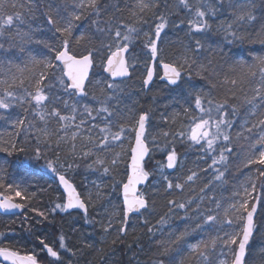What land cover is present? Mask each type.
<instances>
[{
	"label": "snow or ice",
	"instance_id": "1",
	"mask_svg": "<svg viewBox=\"0 0 264 264\" xmlns=\"http://www.w3.org/2000/svg\"><path fill=\"white\" fill-rule=\"evenodd\" d=\"M228 2L231 3L232 0H228ZM30 3L31 0L28 4L20 3L19 0H0V37H4L6 32L10 33L14 29L15 35L21 37L26 43L40 44L47 49V53L41 54L39 58L31 55L29 51V59L23 65H14L12 60H0V110H3L0 111V120L16 130L9 133L10 137H19L23 132L36 140L31 158L37 161L45 160V167L58 176L59 185L63 188L59 198L60 202L55 203L47 214L45 211L34 210L36 217H39V219L34 220L35 225H42L45 221L52 224L57 209L60 212H68L69 209L83 210L85 222L91 223V220L87 217L88 202L82 199L83 193L78 192L73 183H70L69 179L66 178V173L59 172L60 168L71 170L74 166L76 168L80 167L75 162V143L72 144L71 148L73 161H60L59 141L68 137L69 128L73 130L70 137L73 142L81 135H87L89 140L92 141L93 137L89 130L98 128L100 139L95 140L93 148L98 149L100 152L107 153L115 147L123 149L124 141H127L126 158L122 157L121 153H114L111 157L101 158L92 148H89L87 151L82 152L80 159L88 161L95 156L96 158L87 163L86 167L91 171H99L105 176L112 175L114 180L115 175L120 174V164H125L123 175L126 182L124 180L116 181L113 186V190L116 191V184L122 185L123 200L120 211L123 213V219L120 223L123 226L117 229L121 236L127 231L131 214L144 215L141 210H147L148 201L143 193L137 191V186L145 183L149 178V172L145 170V157L149 155L150 147L145 133L151 123V115L149 111L132 115L131 109H128L125 113L117 107L119 101L117 93L120 91V84L124 83V78L131 76L132 71L140 70L137 67V62L141 58V53L147 58L145 60L146 67L142 73L143 88L148 89L155 76L164 81L165 86L169 87L171 91H175L177 88L182 89L180 99L187 101L188 97H192L191 103L194 104V110L199 113L198 116L191 117L186 127L182 126L180 130L173 131L163 130L161 133L166 145H172L170 148L160 149L164 152L166 162H158L156 165V168L162 174V178L167 181V188L171 190L174 187L176 189H182L183 187L181 183H175L167 175H163L165 168L175 169L177 167L178 154L175 149L177 141L188 143L189 146H199L198 150L203 151L205 155L211 158L209 167L213 168L216 173L215 179L222 180L224 170L215 166L222 165L226 169L229 156L233 151L230 146L232 141L231 129L235 124L233 117L237 114V108L235 105L230 104L229 100L235 98V92L230 90L228 98L224 99L223 102H217L210 94L197 93V86L188 83L192 79L193 66L197 64L195 56H183L182 63H168L160 59L162 33H165V29L168 27V17L157 12L155 13L157 22H153L150 28H145L143 26L148 25L149 20L143 16H138V13L133 9L132 15L138 17L137 23L141 25L140 28H137L124 23L115 16L112 20L102 21L101 12L107 6L101 5L100 0H72L71 12H69V5L66 4L63 8L65 14H62L60 8L55 9L54 15L51 14L53 9L51 5L49 6V12L45 13L46 24L50 26L48 31L53 34L50 43L46 39L34 38L33 33L43 31V29L39 26L33 27ZM224 3L225 0H195V4L192 3V0H178V5L191 17L186 21L187 31L195 40L194 47H186V52L199 53L204 48L201 39L195 38V36L196 34L207 35L212 31V20L217 12L223 8ZM165 6H167L166 0ZM134 7L138 8L140 13H144L159 8L160 0H136ZM6 8H11L12 11L6 12ZM77 9H80V11H77ZM87 9H91V11L85 16L84 12ZM116 11H119L118 7ZM89 16L93 17L91 23L95 25L96 32L103 37L100 40L99 47H88L87 45L92 44V40L87 38L85 33L73 34L74 28L79 27L74 22L81 21L82 18L87 19ZM238 19L249 22L255 21L257 17L254 12L249 11L246 14H240ZM173 24L181 31L184 30L182 25L185 24V21L181 20L173 22ZM219 30L227 32L226 39L229 44L243 39L233 29L232 24H228L226 28L222 25ZM142 36L146 38L143 40L142 45L136 44L135 42ZM249 38L251 39V37ZM255 39L264 44V32H257ZM73 41L77 45L84 42V51L77 54L71 47ZM9 47H12V45H9ZM0 49L7 50L3 41H0ZM19 50L24 52L25 48L20 46ZM48 53L51 55H48ZM97 58L102 65L103 72L108 74L104 80L107 81L106 89L111 90V92L105 93L104 98L98 101L99 107H90L85 104L81 110L73 105L70 115L62 114L53 104V98L59 99V96H56L52 90L59 87L69 96H88L86 85L91 86L93 84L90 79V71L94 68ZM198 67L200 70L196 72V75L204 79L202 72H207L208 68L204 65ZM35 68H39V71L35 72ZM159 68L163 69L162 75L159 73ZM182 70L188 77V80L184 81L183 84L181 83L184 79ZM237 71L240 73L239 80L225 77V82L235 87L238 83H243L244 79L248 77L258 78L260 81L259 87L255 89L256 95L254 97L258 104L249 102L251 105L249 114L254 116L259 104H264V57H255L252 63L237 60L233 66V72ZM26 72L29 75L26 76ZM26 81L34 91H30L28 87L24 86ZM101 83L99 80L96 81L98 86ZM185 84H187V89L184 88ZM93 98L95 99V97ZM76 103L79 104L80 101L77 100ZM177 103H179V99ZM50 105L51 109L49 110ZM17 108L22 109L24 112L23 118H20L15 111ZM184 111L187 114L189 109L185 108ZM126 114L132 117L127 126L117 120L118 115L124 116ZM37 117L42 122V126H37L35 122ZM48 117L56 120L59 124L54 132L48 129L50 122ZM169 119L167 114H161L163 123H168ZM172 122L175 123V120L173 119ZM247 124L248 121L246 120L244 126L248 133H253L256 128H259L260 131L255 136L244 137L254 141V143H250L252 152L245 161V167L259 165L260 167L255 169L258 173L256 178H264V118L259 119L258 123H253L250 127ZM117 125H119L118 130L113 131V128H116ZM81 129H84L83 133H81ZM37 133L41 135L38 136ZM53 135L57 136L55 148L49 142L50 137ZM41 144L43 147H41ZM152 144L159 148L156 137H152ZM218 144L219 147H217ZM49 150L53 152L52 157L48 156ZM24 151H26L24 147H17L15 138L4 140L3 135L0 134V152H5L11 156L16 152ZM3 167L4 162H0V189H4L6 193L0 199V209L5 211L22 209L24 205L13 202L14 197H19L20 200H27L30 197L19 189V185L2 182ZM195 175V172L188 175L187 180L192 181ZM249 180L251 183L250 186H244L245 195L243 198L232 202L230 208L226 210V215L229 213L234 215V219L227 220L229 225H235L232 231L225 232L224 236L217 233L208 240L189 245L191 253L198 254L202 261L208 260L210 250L215 251L219 248L220 255L225 257L224 260L220 261V264H247L248 246L256 230L258 204L261 205V211H264V181L261 183V195L253 196L252 193L257 190L256 184L251 177H249ZM93 185L97 189L100 188V185L96 184L95 181H93ZM236 195L239 196L240 193ZM90 199L91 195H89ZM169 204L180 209L186 208L185 203L177 204L175 200H170ZM219 208L220 205L217 204V209ZM197 216L198 218L200 216L198 210ZM165 222V219L161 217L158 223L163 224ZM215 223H217V216L208 214L204 216L202 223H197L196 228L201 231L211 230ZM203 225H207L208 229H205ZM32 226L30 225V229ZM111 227L112 222L109 220L108 225L103 226V229L108 232ZM148 232L153 233V227H149ZM31 235V230H29V236L31 237ZM186 235L187 231L176 235L170 241V245L178 244L181 240H184ZM37 239L41 250L45 251L43 260L38 258L35 246L32 252L21 254V251L17 248L4 246V240L0 239V264H78V262L73 261L77 250L69 247L63 234L59 235L54 244L46 243L42 237H37ZM170 251H172L171 246L164 247L161 255H167ZM229 255L233 257L230 262L227 260ZM49 257L51 258L50 261L48 260ZM157 264H165V261L160 260ZM168 264H172V261L169 260Z\"/></svg>",
	"mask_w": 264,
	"mask_h": 264
},
{
	"label": "trees",
	"instance_id": "2",
	"mask_svg": "<svg viewBox=\"0 0 264 264\" xmlns=\"http://www.w3.org/2000/svg\"><path fill=\"white\" fill-rule=\"evenodd\" d=\"M168 1L169 0H166L167 5ZM19 2L28 4L29 0H19ZM135 2L136 0H100L101 5L107 6L106 9L101 12L102 21L112 20L115 16L124 23L138 28L139 25L136 22L138 17L132 15V10L134 9L138 13V16H141V13L138 8L134 7ZM160 2L165 3V0H160ZM66 4L69 5V12H71L72 0H31L29 6L32 9V25L34 28L39 26L43 29V31L34 32V38L46 39L50 43L52 42L53 34L48 31L50 26L46 24L45 13L49 12V6L51 5L53 6L51 14H55L56 8H60L62 14H65L63 13V8ZM117 7L119 8V11H116ZM5 11L11 12L12 9L6 8ZM77 11L80 10L77 9ZM90 11L91 9L85 10L84 15L87 16ZM249 11L254 12L257 19L249 22L238 20L237 23L232 24L233 29H235L238 35L242 36L243 39L229 44L226 39L227 32L219 29L222 25L224 28L227 27L226 18L230 15L236 17L237 14H246ZM162 14L169 19L168 27L165 29L166 35L165 33H162V45L160 46L159 53L162 61L168 63H182L183 56H195L197 64L193 66L192 79L188 81V83L197 86V93L210 94L217 102H223L224 99L228 98L230 90L235 92V98L229 100V103L235 105L237 108V114L233 117L235 124L231 129L232 141L230 146L233 151L229 156L226 169L222 165L215 166L216 168L224 170L225 173L222 183L223 192H221L219 198L224 197L236 181L239 172L238 170L241 168V162L251 150L250 143H254V141L244 138L249 136L243 135L238 137L236 130L246 109V104L254 95L255 85L258 79L248 77L244 79L243 83H238L233 87L231 84L225 82V77H228L229 79L237 78L239 80L240 77H236L239 75L238 71L233 72L235 62L237 60H243L249 63L257 54L264 50V44L259 43L258 40L255 39L256 33L261 31L262 22L264 21V0H232L231 3H229L228 0H225L223 8L217 12V15L212 20V31L207 35L196 34L195 36V38H200L204 44V48L201 49L199 53L185 51L186 47H194L195 45V40L188 33L186 24L182 25L184 29L183 31L176 28L174 25L169 29L173 22L181 21L183 17L182 15H188V13L181 7L180 11L174 18L169 17L165 10H162ZM92 19L93 17L89 16L87 19L82 18L81 21H77L75 24L79 25V27L74 28L73 34L78 35L80 33H85L87 38L92 40V44L87 46L99 47L100 40L103 39V37L100 33L96 32L95 25L91 23ZM21 27L23 28V26ZM249 37H251V39ZM143 40L144 39L139 38L137 44L142 45ZM0 41L4 42L5 49H7H0V60H12L14 65H23L27 62L29 59V51L31 52V55L37 56V58H39L41 54L47 53V49L43 48L42 45L26 43L21 37L16 36L14 29L10 33L6 32L4 37H0ZM9 45H12V47H9ZM20 46L25 48L24 52L19 50ZM71 47L77 54H79L84 51L85 44L82 42L80 45H77L73 41ZM48 55L51 54L48 53ZM140 59H144V63L139 68L140 70L133 71L130 79L120 84V91L117 93L119 97L117 107L125 113H127L128 109H131L132 115L149 111L151 115V123L148 125L149 128L145 133L148 137L147 143L152 144V137H156L159 146H163V148L160 149L170 148L172 145H166L165 139L161 134L162 131L180 130L182 126L186 127L192 116H198L199 113L194 110V104L191 103L192 97H188L187 101L180 99L182 89L177 88L175 91H171L170 88L162 84L157 77L149 92L146 93L142 84V73L146 67L145 60L147 58L141 53ZM99 63V59L97 58L91 80L100 77L105 83H107V81L104 80L105 77L103 76L102 68L96 67ZM199 65H204L208 68L207 72H202V75L205 77L204 79H201L196 75V72L200 70L198 67ZM13 70L15 71V68ZM34 71L38 72L39 68H35ZM25 75L27 76L29 73L26 72ZM182 75L184 76V79L181 81L183 84L184 81L188 80V77L183 73V70ZM24 86L28 87L30 91H34L27 81ZM184 88L187 89V84L184 85ZM52 91L56 96H59V99H55V97L53 98V104L62 114L70 115L73 105H85L86 98L80 100L75 96H69L67 93L60 90L59 87L54 88ZM87 91L90 95L91 90L89 86L87 87ZM110 92L111 90L106 89L105 93ZM104 96L105 94L103 97ZM178 99L179 103H177ZM77 100L80 101L79 104L76 103ZM55 101H58L57 105L55 104ZM185 108L189 109L187 114H185ZM50 109L51 105L49 106V110ZM79 109L82 110L83 107H79ZM15 111L20 118H23L25 115L20 108H17ZM162 113L167 114L170 118L168 123H163L161 121ZM129 117L130 116L127 114L124 116L118 115L117 120L127 126L130 120ZM29 118L31 119V117ZM48 119L51 120L50 117H48ZM173 119L175 120V123L172 122ZM35 122L37 126H42V122L39 121L38 117ZM58 127L59 124L56 120L55 122L50 121L48 124V129L52 132ZM118 127L119 125H117L116 128H113V131L118 130ZM68 130L72 129L69 128ZM14 131L16 130L12 129L9 124L0 120V134L3 135V139L8 140L10 138H15L17 147H24L26 149L24 152H16L11 156L5 152H0V162H4L2 182L5 184L19 185V189L30 197V199L20 200L19 197H14V202L24 205V212L22 216L17 218H0V234H2L0 235V239L4 240V246L17 248L21 251V254L32 252L35 246V252L41 260H43L45 254L41 250L37 237H42L45 239L46 243L54 244L59 235L63 234L69 247L77 250L76 256L73 257V261L78 262V264H135V262H137V264H157L160 260H164L165 264H168L169 261L164 255H161L166 243L163 242L160 237L150 239L148 228L153 227V229H156L161 225L168 224V218L171 214L170 209L173 206L169 204V201L175 200L178 202L175 195L179 193H190L189 191L196 188L209 189L212 186L206 188L203 185L205 180H202L201 178L196 181L197 183L187 180L188 175L197 172L195 163L191 161V159L194 158V154L191 153V158L185 162L182 172H176V168V170L168 176V178L175 183H181L183 185L182 189H176L174 187L169 190L167 188V181L164 179L156 181L155 184H153L154 178H150L147 186L150 190L145 189V192L147 193L148 208L142 216L144 220L140 223L137 222L138 217L133 218L129 222L127 231L123 236L117 231L121 226L117 225L112 226L108 232H105L103 226H107L105 225L107 215L101 217L96 213V209L94 211L90 210L87 216L91 220V223H86L85 218L81 215H64L63 212H60L57 209V214L55 215V220L52 224H48L47 221H45L42 225H35L34 220L39 219V217H36V212L34 210L45 211L47 214L48 210L55 204L54 195L57 192V186L56 183L51 180L52 178L56 180V177L49 175V169L45 167V160L41 159L37 161L31 158L33 155L32 149L36 144V140L23 132L19 137H10L9 133ZM83 132L84 129H81V133ZM36 135L39 136L41 134L37 133ZM96 135L99 140L100 136L98 133ZM65 141L66 139L59 141L60 157L68 155L69 146H65ZM49 142L52 144L53 148H55L57 136H51ZM41 147H43L42 144ZM189 147L188 143H180L179 141L175 143L178 161L183 157L188 156ZM217 147H219V144ZM79 149L80 147L75 143V154L78 157L81 155L80 153H76ZM160 149L154 157L149 158L148 162L146 161V171H150L152 163L165 161L166 158L164 152ZM197 149L198 148H195V150ZM116 150L115 147L112 151L105 153L100 152L98 149H93V151H95L101 158H104L105 156L111 157L114 153L118 152ZM48 156H53L51 150L48 151ZM68 156L73 157L72 154H69ZM95 158L96 157L93 156L88 161L79 159L78 164L80 165V169L72 180V183L78 192L82 191V182L84 180L105 177L101 172L91 171L86 167V164ZM201 161L206 162L208 166L211 164V158L207 155H205ZM204 162H202V164L205 165ZM189 164H192L193 166L191 167ZM116 176L117 175H115V177ZM107 178L108 180H111L113 179V176L107 175ZM121 180H123V177ZM262 181H264V178H260L257 183L255 196L261 195ZM0 194H6L5 190L0 189ZM159 196H164L165 200L163 204L155 202V199ZM82 199H84V197H82ZM260 206L261 205H259V211ZM120 214L121 218H123L122 212ZM161 217L166 221L163 224L158 223ZM92 223L93 226L90 227ZM30 225H33L31 229ZM29 230H31L32 233L31 237L29 236ZM113 241H115V243H113ZM129 245H131V247H129ZM254 246L255 240L253 239L247 253V264H264V251H262L264 250V245L260 252L256 254L252 252Z\"/></svg>",
	"mask_w": 264,
	"mask_h": 264
},
{
	"label": "rangeland",
	"instance_id": "3",
	"mask_svg": "<svg viewBox=\"0 0 264 264\" xmlns=\"http://www.w3.org/2000/svg\"><path fill=\"white\" fill-rule=\"evenodd\" d=\"M192 3L195 4V0H192ZM180 6L178 5V0H169L168 5L165 6V3L160 2V7L152 9L151 11H145L144 13H141V16L145 17L146 19L149 20L148 25H144L143 27L145 28H150V25L153 22L156 21V16L155 13L159 12L162 13V10H165L167 15L169 17H176L177 13L180 11ZM80 10V9H79ZM182 20L186 21L190 19L191 17L189 15H182ZM234 15H230L227 19L226 26L228 24H234L238 22V16L239 14L236 15V17H233ZM138 19V18H137ZM77 22V21H76ZM74 22V23H76ZM137 22V20H136ZM138 28L141 27L139 23ZM173 23L171 24L170 28L173 27ZM187 26V25H186ZM167 29V28H166ZM261 31L259 32H264V21L262 22V27L260 29ZM74 32V30H73ZM185 33V32H184ZM141 39H146L145 37H140ZM136 44L138 43V40L135 42ZM255 57H264V50H262L259 54H257ZM254 57V58H255ZM254 58L252 59V63ZM161 59V58H160ZM162 60V59H161ZM144 63V59H139L137 62V67L140 68V66ZM248 63V62H247ZM97 68H102V65L99 63L96 65ZM132 71V70H131ZM133 72V71H132ZM239 73V72H238ZM240 77V73L238 76ZM99 80L102 83L98 86L96 84V81ZM93 84L90 87L91 94L86 96V100L84 104L95 107H99L98 101L103 99V95L106 92V83L100 78L96 77L92 79ZM260 81L257 79L255 89L259 87ZM101 89H104L103 91ZM256 93L254 90V95L252 99L249 102H252L253 104H258V101L254 99ZM95 97V99L93 98ZM246 104V109L244 111V114L242 116V119L240 121L239 126L237 127V136H255L257 133H259L260 129L256 128L253 130V133H248L245 128V121H248L247 126L250 127L253 123H258L259 119L264 118V104H259V106L256 109V115H250L249 114V109L251 107L250 103ZM55 104H58V101H55ZM84 105L80 104L77 107L82 108ZM131 119V116L129 117ZM49 121H54V119L51 118ZM149 126L147 127V129ZM73 130H68V137L66 138V141L64 142L65 146H69L68 149V155L71 154V145L73 143H77V145L80 147L79 151H76V153L82 154L83 151H87L89 148H93V143L95 140H98V136L96 135L98 133V128L97 129H90L91 131L93 140L90 141L89 137L87 135H81L78 139H76L74 142L70 139L71 137V132ZM128 147L127 141H124V148L116 147L117 153H121L122 157L126 158V149ZM150 147V156L149 158L154 157V155L158 152L160 148H163V146H159V148L156 149L153 144L149 143ZM195 148L199 149V146H190L189 147V152L188 156L183 157L178 161L177 164V170L176 172L181 171L184 168L185 162L191 158V153L194 154V158L191 159L192 162L195 163L196 165V175L193 177V180L191 182L195 183L198 181L199 178L202 180H205L203 185L207 188L211 186L209 189H192L189 191L190 193H179L176 196V199L179 203H185L186 208L185 209H180L176 207L175 205L172 206L171 208V214L168 218V224L167 225H161L156 229H153V233H149V238L154 239L156 237L162 238L163 242L166 243L165 247L171 246L172 251H170L167 255H164V257L169 261H172V264H220L221 260H224L225 257L220 255L219 248L215 251H209L208 252V260L207 261H202L201 258L199 257L198 254H193L190 251L189 245L191 244H197L198 242L202 240H208L210 237H214L217 233H219L220 236H224L225 232H231L233 227L235 225H229L227 223L228 219H234V215L231 213L226 215V210L230 208V205L232 202L237 201L245 195L244 193V186L249 185L251 181L249 180V177L252 178V180L255 181L256 188H257V183L259 179L256 177L258 176V173L255 171V169L259 168V165H251L249 167H245V161L247 157L251 154L252 149L244 158V160L241 162V168L238 170L237 178L235 183H233L232 187L229 189V191L225 194L224 197H220L219 195L221 192H223L222 189V183H223V178L222 180H216L215 176L216 173L212 171V168L209 167L206 162L201 161L205 157V153L200 150H195ZM66 155L65 157L62 156L60 157V161H65L67 160L68 162L73 161V157H70ZM80 159V156H75V162L78 163ZM149 161V160H148ZM147 161V162H148ZM196 161V162H195ZM202 162L205 163L202 164ZM158 162L152 163V168L149 171V178L153 177L154 178V183L156 181L162 180V174L160 170L156 168ZM191 167L193 166L192 164H189ZM201 165V167H200ZM217 166V165H216ZM125 168V164L121 163L119 166V175H117L114 179L108 180L107 176L102 177V178H93L90 180H84L82 182V191L83 193L82 197L86 200L87 206L91 211H94L95 209L97 210L96 213L103 217L104 215H107L106 217V224L108 225L109 220L112 222V226H123L120 221L123 219L121 218V211L120 208L122 207V202L120 198V190L122 188V185L116 184L117 190H113L114 183L116 181H121L122 177L123 180L126 181L125 176L123 175ZM80 168H76L75 166L71 170H67L66 168H60L59 172L61 173H66V178L69 179V181L72 183L73 178L77 175L78 171ZM49 175L55 176L56 179L58 176L53 174L50 170L48 171ZM163 175L169 176L167 173L166 168L163 170ZM225 175V173H224ZM52 182L56 183V180L52 178ZM93 181L96 182V184L100 185V188L97 189L93 185ZM197 183V182H196ZM192 187V186H190ZM147 190H150V188H146ZM80 192V191H79ZM145 198L147 199V193L145 191L142 192ZM240 193L239 196L236 194ZM89 195H91V199L89 200ZM253 196H255V192L252 193ZM216 197V198H215ZM60 193L59 190L57 189L56 194L54 195L55 203L60 202ZM251 199V197H249ZM160 200V201H159ZM164 196H159L155 199V202L158 204H163L164 203ZM111 201V203H109ZM191 201V203H189ZM217 204L220 205V208L217 209ZM197 210L200 213V216L198 218L197 216ZM208 214H213L217 216V223L211 228V230H205L201 231L200 229L196 228L197 223H202L204 216ZM143 216V215H142ZM141 215L138 216L137 222L142 223L144 218ZM257 224H258V229H257ZM93 226V223L91 224L90 227ZM205 229H208L207 225H203ZM187 231V235L185 236L184 240H181L178 244L170 245V241L178 234L183 233ZM253 239L255 240V246L254 250L252 251L253 253H259L262 246L264 245V211H261V206H260V211L258 213V218L256 219V230L254 231V237ZM235 247V246H232ZM164 249V248H163ZM233 257L229 255L227 257V260L230 262ZM137 264V262H135Z\"/></svg>",
	"mask_w": 264,
	"mask_h": 264
},
{
	"label": "water",
	"instance_id": "4",
	"mask_svg": "<svg viewBox=\"0 0 264 264\" xmlns=\"http://www.w3.org/2000/svg\"><path fill=\"white\" fill-rule=\"evenodd\" d=\"M93 69H94V68H93ZM93 69L90 71V78H91V75H92V71H93ZM159 71H160V74L162 75V74H163V69H162V68H159ZM103 75H104V77H107L108 74L103 72ZM129 78H130V77H128V78H124V82L127 81ZM110 79H111V78L109 77V80H110ZM117 79H119V78H117ZM154 81H155V76H154L153 83H154ZM160 81H161V80H160ZM153 83H152L151 85H149V88H148V89H145L146 92H149V90L151 89ZM161 83L165 84L164 81H161ZM86 87H87V85H86ZM78 98L83 99L84 97H78ZM147 158H148V156L145 157V161H146ZM173 170H174V169H168L169 172H172ZM147 183H148V180L145 181V183H143V184H141V185H138V186H137V191L140 192V190H142L143 188L146 187ZM57 185H58V189H59L60 192L62 193V192H63V188H62V186L59 185V180L57 181ZM2 197H3V196L0 195V199H2ZM121 199L123 200L122 191H121ZM257 208H258V210H259V205L257 206ZM141 211L144 212L145 210H141ZM22 212H23L22 209H11V210H8V211H5L4 209H0V215H1V216H4V217L20 216V215H22ZM72 212H79V213L85 215L84 211H83V210H80V209H69L68 212H65V213H66V214H70V213H72ZM87 213H88V210H87ZM135 215H138V214H137V213H133V214H131V215H130V219H131L133 216H135ZM253 235H254V234H253ZM252 239H253V238H252ZM252 239L250 240V244H251V242H252ZM250 244H249V246H250ZM249 246H248V248H249ZM44 252H45V251H44ZM246 257H247V255H246ZM49 259L51 260L50 257H49Z\"/></svg>",
	"mask_w": 264,
	"mask_h": 264
},
{
	"label": "flooded vegetation",
	"instance_id": "5",
	"mask_svg": "<svg viewBox=\"0 0 264 264\" xmlns=\"http://www.w3.org/2000/svg\"><path fill=\"white\" fill-rule=\"evenodd\" d=\"M71 215H79V213L75 212V213H72Z\"/></svg>",
	"mask_w": 264,
	"mask_h": 264
},
{
	"label": "bare ground",
	"instance_id": "6",
	"mask_svg": "<svg viewBox=\"0 0 264 264\" xmlns=\"http://www.w3.org/2000/svg\"><path fill=\"white\" fill-rule=\"evenodd\" d=\"M156 80V79H155ZM155 82V81H154ZM161 82V81H160ZM154 84V83H153ZM163 84V83H162ZM165 85V84H164Z\"/></svg>",
	"mask_w": 264,
	"mask_h": 264
}]
</instances>
